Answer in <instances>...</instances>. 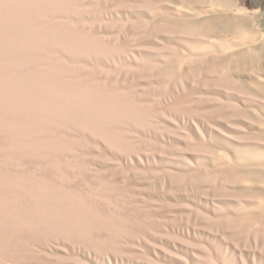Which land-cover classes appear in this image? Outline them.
Instances as JSON below:
<instances>
[{
	"label": "bare ground",
	"instance_id": "6f19581e",
	"mask_svg": "<svg viewBox=\"0 0 264 264\" xmlns=\"http://www.w3.org/2000/svg\"><path fill=\"white\" fill-rule=\"evenodd\" d=\"M0 264H264V0H0Z\"/></svg>",
	"mask_w": 264,
	"mask_h": 264
}]
</instances>
